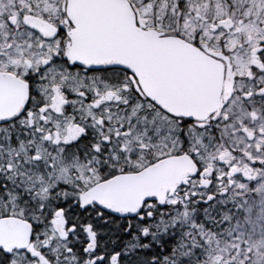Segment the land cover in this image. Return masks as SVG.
Segmentation results:
<instances>
[{
  "label": "snow or ice",
  "instance_id": "obj_1",
  "mask_svg": "<svg viewBox=\"0 0 264 264\" xmlns=\"http://www.w3.org/2000/svg\"><path fill=\"white\" fill-rule=\"evenodd\" d=\"M0 264H264V0H0Z\"/></svg>",
  "mask_w": 264,
  "mask_h": 264
}]
</instances>
